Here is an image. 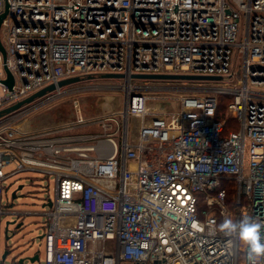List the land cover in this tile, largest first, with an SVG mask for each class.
Segmentation results:
<instances>
[{"label": "built area", "instance_id": "2783aa9c", "mask_svg": "<svg viewBox=\"0 0 264 264\" xmlns=\"http://www.w3.org/2000/svg\"><path fill=\"white\" fill-rule=\"evenodd\" d=\"M7 3L0 111L55 89L0 116V221L7 178L42 171L56 187L36 213L47 216L45 256L6 262L0 249V264H248L219 226L264 221V0H0V14ZM108 73L122 75L120 110L86 117L76 98L71 120L20 125ZM143 73L222 78L173 109L156 100L173 86L133 76ZM222 94L238 121L227 133Z\"/></svg>", "mask_w": 264, "mask_h": 264}, {"label": "rangeland", "instance_id": "374dc122", "mask_svg": "<svg viewBox=\"0 0 264 264\" xmlns=\"http://www.w3.org/2000/svg\"><path fill=\"white\" fill-rule=\"evenodd\" d=\"M244 29L245 23L242 16L239 24V41L244 37ZM237 57L238 50L236 49L233 66L238 78L242 77V68ZM229 78V76L226 77V79ZM136 81L142 82L139 79ZM122 82L123 80L118 77L96 79L94 83L102 86L86 88L81 93L67 96L48 105L46 104L41 109L33 111L19 123L22 127L27 125L34 127L71 120L75 113L74 100L76 98L80 99L81 114L83 113L86 117L96 116L102 112L118 111L124 105L125 96L121 89L112 87ZM149 83L156 86H173L172 89L161 91L160 96L162 97L156 100L162 102L161 104L164 105V108L178 109L181 97L202 94L205 91H199V85L201 83L208 85L210 81L149 79ZM19 185H23V187L19 188ZM55 187L54 174L33 170L18 172L4 182L3 204L4 209L9 213L5 212L1 215L0 249L2 253L9 251L6 262L20 261L21 258L29 261L30 257L37 251H40L43 257L45 256L46 238L42 236L48 226L47 216L36 213L49 209V205H45V203L50 197H54ZM15 190L17 191V196L13 197V191ZM11 211L16 213H10ZM8 222L10 223L8 224ZM20 222L23 224L18 227L17 225Z\"/></svg>", "mask_w": 264, "mask_h": 264}, {"label": "clouds", "instance_id": "9594fccd", "mask_svg": "<svg viewBox=\"0 0 264 264\" xmlns=\"http://www.w3.org/2000/svg\"><path fill=\"white\" fill-rule=\"evenodd\" d=\"M219 228L229 243L246 248L248 264H264V221L251 216L226 218Z\"/></svg>", "mask_w": 264, "mask_h": 264}, {"label": "water", "instance_id": "95a60500", "mask_svg": "<svg viewBox=\"0 0 264 264\" xmlns=\"http://www.w3.org/2000/svg\"><path fill=\"white\" fill-rule=\"evenodd\" d=\"M8 11H9V5L8 3L6 4V9L5 11H3L1 14H0V30H1V25H2V22L4 20V18L7 16L8 14ZM0 50L3 52L4 55H6V51H5V47L3 46V43H2V40H1V34H0ZM8 79L4 80V83L9 87V88H12L13 84H14V78H13V75L11 74L10 71H8ZM105 77H114V76H122L121 74H114V73H108V74H105L104 75ZM134 77H137V78H144V79H154V80H172V79H178V80H203V81H206V80H219L221 79L222 77L220 76H208V75H196V74H164V73H152V74H147V73H143V74H134L133 75ZM79 79V77H74V78H68V79H64L62 81L59 82V86H62V85H65V84H69L71 82H74V81H77ZM55 89V84H52V85H49L41 90H39L38 92L34 93L33 95L27 97L26 99L10 106V107H7L3 110L0 111V116L4 113H9L13 110H16L17 108H19L22 104L26 103V102H30L32 101L34 98L36 97H39V96H42L43 94H45L47 91H50V90H53ZM23 185H19V188H22ZM17 196V191H13V197H16ZM15 222V221H13ZM10 222H8L9 224ZM23 223L20 222L18 223V227L21 226ZM7 252L8 251H5L3 254H2V257L5 258L6 255H7ZM39 258V255L38 254H35L34 256H31L30 259L31 260H35V259H38ZM21 261L24 260V258H21L20 259Z\"/></svg>", "mask_w": 264, "mask_h": 264}, {"label": "trees", "instance_id": "16d2710c", "mask_svg": "<svg viewBox=\"0 0 264 264\" xmlns=\"http://www.w3.org/2000/svg\"><path fill=\"white\" fill-rule=\"evenodd\" d=\"M231 95L222 94L219 96V104L216 112V118L226 120L224 133H227L231 129H238V121L236 118L228 115L227 108L228 103L231 100Z\"/></svg>", "mask_w": 264, "mask_h": 264}]
</instances>
